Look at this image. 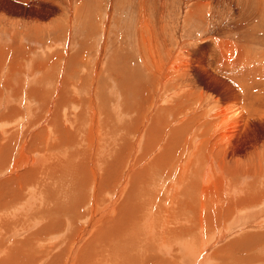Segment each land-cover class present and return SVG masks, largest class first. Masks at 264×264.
Returning <instances> with one entry per match:
<instances>
[{"label": "bare ground", "instance_id": "1", "mask_svg": "<svg viewBox=\"0 0 264 264\" xmlns=\"http://www.w3.org/2000/svg\"><path fill=\"white\" fill-rule=\"evenodd\" d=\"M17 1H27L30 6L38 7L46 0ZM251 2L250 6L253 8H262L264 4V0ZM138 9V19H135L139 22L145 51L150 53L153 48L144 34L150 31L153 35L154 24L146 12L145 0L141 1ZM263 11L264 9L260 12ZM0 14H4V11H0ZM5 17L6 14L0 18ZM43 30L46 31L45 25L20 24L7 30L9 36H12L11 42L7 45V41L0 42L3 44L0 45V211L8 213L5 217H0V242L5 239L1 235L2 221L7 220L11 229L14 210L26 207L23 214L19 215L23 217L25 229L30 228L29 222H38L40 217L46 219L42 230L34 225L35 229L30 234L26 235L28 231L23 235L14 253L4 255L12 256L14 261H1L0 264H264V181L245 182L254 177L259 179L261 172L253 174L243 170L240 175L234 174L241 170V165L245 169V162L237 158V141L233 139L241 135L249 124V117L254 112L252 106L249 108L251 101L239 105L234 99L227 105L219 106V109L215 107L213 111H209V116H201V113L192 115V111L185 112L184 107L190 108L196 100L194 96L192 99L186 94L174 98L173 105L166 108L156 128L148 124L149 116L145 115L143 106L140 105L138 110L135 107L126 112H139L135 121L138 122V127H134L136 130L133 129L131 141L127 137V124L119 125L121 132L123 131V136L119 139L107 121L112 116L115 118L121 114L117 107L122 101L121 94L119 89L116 90L118 86L107 87V79L98 65L91 74L92 77L102 75L104 79V85L100 87L103 101L98 98L93 88L96 84L93 83L88 94L90 99L82 102L83 96H77L78 88H74L76 82L71 83L70 80L73 79L67 77V87L75 89L72 90L73 97L68 99V95L60 90L51 95L52 87L55 88L63 78L56 71L59 63L53 57L46 61L33 60V47L21 41L26 40L28 34V42L38 43L43 47ZM87 42L86 44H90L87 49L90 50L93 43L91 39ZM215 42L213 41L214 45ZM232 42L220 45L225 48L226 53H221L217 61L219 67H226L230 72L236 66L228 64L253 61L246 45ZM51 47L53 45L46 46L47 49ZM104 48L107 52V45ZM139 49L142 51V48ZM63 52L66 56L62 63H68L67 68L76 69L71 72L75 78L80 76L79 71L90 66V62L87 64L82 61L83 50L77 52L80 54L70 53L69 58L68 49ZM150 56L151 54L147 59ZM100 57L99 60L103 62V56ZM148 60L154 68L152 61ZM81 63L82 70L79 66ZM245 66L242 63V68ZM248 66L244 73H255L264 68V65ZM239 71L241 73L242 70ZM237 72L229 76L237 87L244 90L251 82H245L246 75H239ZM185 73L182 75L185 76ZM158 76L157 85L166 81V76L169 77L168 80L171 78L166 72H158L155 77ZM240 92L243 96L242 89ZM166 95L153 97L151 102L159 107L158 103ZM190 98L191 101L185 103ZM165 100L167 98L163 101ZM106 102L116 105H111V110ZM262 115L264 117V113ZM131 116L134 117L132 114ZM127 118L126 121L129 120ZM115 122H118L117 119ZM139 148L141 151L138 155ZM5 150H10V155L5 156ZM248 155L253 159L262 155L264 160V140L249 149ZM144 160L141 169L131 171L138 169V165ZM12 164L32 166L27 172L31 183L24 192L13 178L3 174V170ZM258 164L262 165L263 162ZM234 175L238 177L237 182L232 180ZM134 176L139 178L132 182L131 178ZM191 179L195 180L193 185L189 182ZM141 180V192H149L153 186L171 191L184 185L182 205L164 207L158 214L155 213L156 204L152 203L149 194L143 196L142 203L137 202L132 185L139 184ZM128 182L130 188L122 200ZM250 183L254 190H251ZM94 184L97 186L98 198L110 201L104 205L105 211L92 210L93 205L99 207L104 202L98 198L94 201ZM93 186L91 193L89 189ZM211 195L221 196L217 200L220 203L217 215L204 214L203 208L196 209L190 200L195 196L205 206V203L215 199ZM14 196L19 197L9 200ZM210 196L212 199L208 200ZM46 206L53 207L51 215H45ZM87 209L91 214L85 219ZM189 209H195V216H192ZM178 210L181 214L179 216ZM83 221L86 222L84 229ZM96 226V231L82 247L77 261H73L77 246ZM34 235L38 240L33 238ZM140 240L142 244L139 243ZM127 244L139 246V253L131 258L127 257ZM32 245L35 247H31ZM149 248L163 255H146V249Z\"/></svg>", "mask_w": 264, "mask_h": 264}, {"label": "rangeland", "instance_id": "2", "mask_svg": "<svg viewBox=\"0 0 264 264\" xmlns=\"http://www.w3.org/2000/svg\"><path fill=\"white\" fill-rule=\"evenodd\" d=\"M141 1L142 0H46L43 4L36 7L30 6L27 1L26 3L25 1L22 3V1L17 0H0V11H4V14L7 16L5 18H0V42L7 41L5 45L11 42L10 37L12 36H9L7 30L16 28L20 24L36 23L41 26L45 25L46 31L43 30V47L38 43H32V41L28 42L27 38H29V35L26 33V40L23 39L21 41L33 47L34 52L31 55L33 56V60L40 59L44 61L45 59L46 61L50 60L51 57H53L55 61L57 60L59 64L56 67V71L62 75L63 78L60 79L57 85L55 84V88L52 87L51 95H53L55 91L60 90V92H65L68 95V99L73 97L72 90L75 89H69L67 87L68 81L66 77L73 79L70 80L71 83L76 82L77 85H74V88H78L79 94H77V96H83L82 102L90 99V95L88 94L91 92L90 86L93 83L96 84V87L93 88L98 98L103 101L100 87H103L104 79L102 75L101 77H92L91 74L94 67L98 65L101 73L107 79V87L113 88L114 86H118L116 90L119 89L118 92L121 94L122 101L117 104L119 111L121 110V114L118 115L119 117L115 118L112 116L107 121L109 127L112 126L114 128L113 132L117 134L116 136L119 139L123 136V134H121L123 132H121V126H126L127 124V137H129V141H131V134H134V130H136L134 127L136 125L138 127V122L135 121L139 112H126H130L135 107L138 110L140 105L143 106L145 115L147 114L149 116L148 124L156 128L166 108L173 105L174 98H180L186 94L191 96L192 99L194 96L196 98V103H193V107H184L185 112L187 111L186 113H188V111H190L191 113L192 111V115L201 113V116H209L211 114L208 113L209 111H213L215 107L219 109V106L227 105L234 99H236L239 105H242L243 102L250 103V100L251 105L248 104V106L250 105L249 108L252 106L254 112L249 117V124L241 135L233 139L237 141V158L245 162V169L244 166L241 165L239 167L241 170L238 173L234 172V174L240 175L243 173V170L244 172L253 174L261 172L259 179L254 177L247 179L245 182L252 181L254 183L260 180L264 181V160H262V155L257 159H253L248 155L249 149H252L256 143H261L264 140V117H262V113L264 112L260 111L264 110V68L262 67L259 72L257 71L255 73L248 74L246 71L245 73L243 72L250 63L252 65L250 64L248 68H251L253 64L260 66L264 65V11L260 12L264 9V4L262 8H253L250 6L252 0H250V2L249 0H145L146 12L150 21L154 24V30H152L154 31L153 35L150 34V31H146L144 34L151 42L153 48L152 52L147 53L145 51V44H143L141 38L140 28L138 27L139 22L135 19H138L137 16L140 10L138 8ZM1 2H3V4ZM199 3L203 5H199ZM30 4L32 3L30 2ZM254 9L258 10V12ZM256 12L258 14H256ZM4 14H0V17ZM19 20L20 23L18 22ZM59 20L61 24L58 23ZM19 30H21V28H19ZM156 30L157 32H155ZM94 38L96 41H94ZM89 39H91L93 43L90 50L89 48L87 49L90 44H86ZM212 39H217L216 42L213 40L216 45L213 44ZM15 41H18V39H15ZM230 41H233L232 43L235 41L240 42L242 45H246L252 56L251 59L253 60L246 63L245 61H240L235 65L228 64L229 66H236L231 72L228 71L229 69L226 67H219V65H217V61L221 56L220 54L223 53L222 55H224L226 53L225 48L223 46L220 47V45H222V43L229 44L231 43ZM95 42L97 43L95 44ZM0 45L3 44L0 43ZM50 45H53V47L47 49L46 46L49 47ZM106 45L108 47L107 52L104 48ZM71 46H73L72 51ZM139 48H142L144 53L141 54L142 51ZM67 49L68 58L70 57V53L80 54L77 52L83 50L84 57L82 61L85 63L87 62V64L90 62V66H86L87 68L85 70H82V63L79 65L80 70L83 72L79 71L78 73L81 74L76 78L75 75L72 76L71 74V72L76 69L67 68L68 63H62V60H64L66 56L63 51ZM91 53H93V55ZM59 54L63 56V58ZM90 54L92 56L91 58ZM149 54H151V56L148 59L152 61L154 68H152L151 62L147 59ZM100 56H103V62L99 60L101 58ZM242 63L246 64L244 68H242ZM184 69L186 73L182 72ZM239 70H242L241 73L246 75L247 80L245 82H251L244 87V90L243 88L237 87V84L231 80L229 76L235 72L239 74ZM158 72L170 74V80H168L169 77H165L168 83L164 81L157 85L160 74L158 77H155V75ZM183 73L186 75L183 76ZM180 74L183 75L181 76ZM120 86H125V88L122 89ZM241 89L243 91V96L240 92ZM240 94L241 96H239ZM160 95H166L164 98H167V100L163 101V98V100L158 103L159 107L154 106L151 99ZM137 98H140L139 101L136 100ZM191 98L187 99L185 103L190 102ZM107 103L108 102H106V105L110 109L113 105H116L115 103ZM185 103L182 105H185ZM70 107L71 104L69 105V108ZM34 108H37V106L35 107L34 105ZM79 109L81 110V108L78 107V110ZM257 110L258 112L255 113ZM113 113L114 112H112V114ZM190 113L189 115H191ZM258 113L259 115H257ZM131 114L134 117H132ZM259 116L261 117L258 118ZM125 118L130 121L127 120V122ZM116 119L118 122H115ZM122 121H124V123ZM116 123H118V125ZM226 144L223 146V150H225ZM9 151L10 150H5V156L10 155ZM140 151L141 149L139 148L138 155ZM227 158L229 159V157ZM142 162L138 165V169H133L131 171L134 172L141 169L140 166L145 163V160ZM259 162H263V164L259 165ZM29 168H32V166H16L12 164L3 170V174L6 177L13 178L20 187V190L24 192L31 183L27 176V172L30 170ZM138 178V176H134L131 178V181H137ZM232 180L237 182L238 177L234 175ZM194 181V179H191L189 182L193 185ZM141 184L142 180L139 184L134 183V185H132L134 194L137 195V202L142 203L143 196L149 194L150 199L153 201L152 203L156 204L155 213L158 214L164 207L171 208L177 204L182 205L185 189L184 185L179 189H172L171 191H164L157 186H153L149 192H141ZM94 186L96 187V192L93 194V199L95 201L98 198V190L96 184H94ZM94 186L89 189L91 193V189L93 190ZM129 188L130 182L126 185L125 193L121 197L122 200L128 193ZM251 190H254L252 184ZM211 196L215 197V199L205 203V206H203L195 196L190 200L194 203L196 209L202 207L204 214L209 216L213 214L217 215L220 209V203L217 200L221 198V196ZM211 196L207 199L211 200ZM18 197L19 196H14L9 198V200H16ZM98 199L101 202L104 201L103 205L99 207L93 205L92 210L105 211L106 208L104 205L110 201L105 198ZM64 202H66V200H64ZM91 202L92 200L89 202L88 208ZM25 209L26 207L23 209L18 208L13 211L14 217L12 219L14 223L11 229H9V222L7 220L4 219L2 221L1 235L5 237V239L0 242V263L1 261H14L12 256L4 257V255L7 253H14L23 235L28 231L26 235L30 234L31 231L35 229L34 225H36L39 230H42L43 221H46L43 217H40V221L38 222L37 220H34L33 223L29 222L30 228L25 229L22 222L23 217L19 216L23 214ZM189 210L192 216H195V209ZM52 211L53 207L46 206L45 215H51ZM177 213L178 216L181 215L180 210H178ZM90 214L91 211L87 209L85 219ZM6 215H8V213L0 211V217H5ZM85 227L86 222L83 221V229ZM96 229L97 226L83 237L84 239L76 248L73 261H77L82 247L90 240ZM33 238L38 240L35 235ZM139 243L142 244V241L140 240ZM31 247L34 248L35 246L32 245ZM138 253L139 246L127 244V257L131 258ZM153 253L163 255V253L157 250L152 251L151 248L146 249V255ZM235 255L237 256L238 254ZM123 256L125 257L126 254ZM19 262L21 263V261Z\"/></svg>", "mask_w": 264, "mask_h": 264}]
</instances>
